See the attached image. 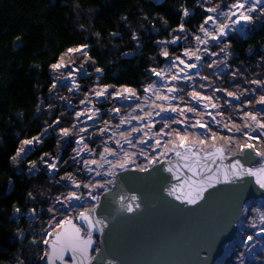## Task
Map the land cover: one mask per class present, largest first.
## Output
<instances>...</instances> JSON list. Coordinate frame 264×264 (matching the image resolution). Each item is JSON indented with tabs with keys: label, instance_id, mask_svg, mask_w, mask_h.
Returning a JSON list of instances; mask_svg holds the SVG:
<instances>
[{
	"label": "trees",
	"instance_id": "trees-1",
	"mask_svg": "<svg viewBox=\"0 0 264 264\" xmlns=\"http://www.w3.org/2000/svg\"><path fill=\"white\" fill-rule=\"evenodd\" d=\"M221 1L0 0V264H41L49 223L64 214L53 201L66 196L69 175L83 178L74 140L59 147L57 135L44 138L26 160L13 161L23 141L42 137L58 120L73 121L74 113L59 101L65 87L53 88L52 65L80 48L82 70L91 74L82 82L85 93L99 85L142 94L155 82L152 70L167 63L162 53L179 54L160 45L181 37V25L188 36H197L205 9ZM223 45L224 60H216L203 81L243 97L264 92V85L252 83L264 81V17ZM44 156L61 162L54 179L41 164Z\"/></svg>",
	"mask_w": 264,
	"mask_h": 264
},
{
	"label": "snow or ice",
	"instance_id": "snow-or-ice-1",
	"mask_svg": "<svg viewBox=\"0 0 264 264\" xmlns=\"http://www.w3.org/2000/svg\"><path fill=\"white\" fill-rule=\"evenodd\" d=\"M226 10L221 9V5L217 4L215 7H208L205 9L208 13H214L215 15H208L205 17L203 24L200 26V32L203 33V38L199 35L195 37L197 44L208 45L209 41L220 42L221 37H226L229 32L238 30V26H254L255 23L261 20L264 17V0H235L234 3L230 5H226ZM259 12V15H255V13ZM185 16H188L189 13L187 11L184 12ZM220 17L226 18L227 23L220 20ZM211 29V30H210ZM251 31V27L248 28ZM178 31L183 32V25L180 26ZM135 38V37H134ZM181 37H174L170 43L176 44ZM84 47H87L86 45ZM82 49H69V52H80ZM201 51V49L197 48L195 51L185 49L183 55L187 56L189 59L193 57L196 60H201V57L197 55V52ZM202 51L208 53V48L205 47ZM223 51V49H222ZM86 54V53H85ZM166 58L169 53L164 51L162 53ZM211 55H216L215 52L211 53ZM183 64L185 68H196V64H187L180 56L176 57V60L169 66L167 71H171L172 68H176L177 64ZM212 65H209L211 67ZM61 67H66V65L62 63L52 65L53 69H59ZM97 72H100L101 69L97 68ZM179 71H183L180 69ZM165 70L156 71L152 70V74L160 78L164 79ZM184 79H191L190 76L185 75ZM180 79L178 75H172L171 80L177 81ZM253 84L260 87L264 85V81L254 80ZM56 87V84H53V88ZM74 88H79V85L73 82L72 86L69 88V91H72ZM155 89V82L152 85H149L144 89L145 92H151ZM169 92H176L177 89L175 87H171L168 89ZM124 93H128L129 95L123 96V99H129L131 96H135L134 90L124 89ZM255 89H253V93ZM107 93V89H102L101 91L95 92L96 97H103ZM111 95L110 93H108ZM121 93H117V96H120ZM157 99L160 100H171L175 99L172 96H161L156 90ZM194 100L197 102L201 99H211L208 97H201L199 93L193 92L191 93ZM228 96L233 97L234 99L239 100V96H234L233 93L228 92ZM81 103H85V101H81ZM228 103V101H225ZM257 105L264 106V95H261L259 99L256 101ZM159 111H156L154 114L156 116H160L162 121L169 119L162 114L165 113H176L179 112L181 116L184 115L185 109H178L177 107L168 106L164 107L162 105H157ZM205 108L209 107L208 104L204 105ZM212 108H216L217 105L211 104ZM195 108H187L186 111L193 112ZM88 111L92 112L91 116H88V119H92L93 116L96 115V112L99 109ZM114 111L119 112V109H114ZM83 112H77L76 116L79 118L84 115ZM153 115V112L146 113L145 116L142 117H133L137 119H146ZM205 115L212 116L213 120H215V116L212 113H205ZM245 116L248 120L253 122L255 127L253 128L249 124H245L243 127L248 129L249 131H245L243 135L247 138L246 142L243 144H239L236 152H230L228 155H239L243 156L246 160L251 161L254 157H260L261 166L252 168L245 167L241 162V159H234L229 165L225 166L224 169L217 167L213 169L211 167L212 164H215L217 159L224 160L226 158L225 153L226 149L224 147H216L213 144L211 147L203 149L204 155H201V148L197 146L196 141H189L187 136H182L179 131L176 132V137L178 138V143H172L171 141L166 142V150L161 152L160 157H167L169 152L174 153L176 157V161L168 160L167 167L164 168V171L171 174L172 179L176 181L175 184H172L170 188L166 189L167 195L174 196L176 200L181 203L188 205H196L200 200L204 198V193L209 189L215 187L216 184L219 183H236L237 181H242L244 177H255V183L258 185L259 189L264 190V151H261L257 148L251 141H256L257 143H264V107L259 108L258 111L252 113H245ZM126 121L121 120V124H124ZM130 122V121H128ZM177 124H184L182 120L174 121ZM58 123V121H57ZM153 125H148L149 129H151ZM208 125L201 120H197L195 124L192 125H184V130L187 128H205ZM120 125H117L119 128ZM170 125L168 123L163 124V128H169ZM231 130V129H230ZM81 131H87V129H81ZM106 131V129H101V132ZM140 131V129H132L131 132L127 133L123 137V142L126 143L129 148L136 149L139 145H145V147H151L147 144L144 139H140L138 142H134L131 138L132 132ZM236 131L239 132L240 128L237 127ZM250 132H258V135H250ZM70 134V130L65 128L61 130L62 136H68ZM159 135L162 137L164 135H170V133H165L163 129ZM196 135V134H194ZM215 140V136L212 137ZM231 139V138H230ZM83 140V137H80L76 142L79 144ZM40 140L38 137H33L31 140L23 141V145H32L33 143H39ZM119 146L120 141L116 142ZM200 145H204V140H199ZM86 147V146H85ZM161 147V139L155 140V146L152 147L153 153H155L156 149ZM84 149H80L83 151ZM25 149L22 147L16 153V156L13 157V161H15L21 153H23ZM122 156H119L116 150L105 148L104 152L100 154V160H91L84 161L85 170L89 173L93 172L94 169L90 167V165L95 164L97 168H103L105 164L109 167L104 172H96V175L103 176L105 179L103 183L99 181L91 182L89 184H81L74 179H72L71 175L67 177L68 180L71 181V186L79 189L81 187L88 188L89 191L87 196L90 200L96 201L97 204H94L91 208L86 211H82L76 217L78 220H82L87 222L86 236H81V228L75 227L72 223V220L66 219L63 221L61 228L57 232H50L48 235L53 236L52 240L44 239L43 243L48 245V250L44 252V254L40 257L41 260H46V264H92L93 260L103 257V252L100 247H94V241L92 237L93 231L99 232L103 235L104 229L107 228V224L103 219H93L96 214V208L100 201V197L105 194L112 193L113 189L119 184V172L130 171V165L135 164L136 156H145L147 157L148 153L144 149H140L139 152L129 153L125 149H121ZM79 155V152H77ZM112 156L116 159L109 160L107 157ZM148 167H141L139 169H135L141 173L149 172L151 167L157 164H163L164 161L161 159H153L148 160ZM34 166V165H33ZM49 169H55L56 165L54 163L48 165ZM182 169H186L190 175H185ZM136 180L142 179L141 177H127L125 178ZM166 180L167 178H162ZM100 190L99 192L97 190ZM84 199V195L79 194L77 192H69V194L61 199L57 197V201L60 202L66 208H72L74 205L73 201H81ZM119 203L122 206V210L127 213H134L137 209L140 208V204L137 203L139 197L135 194L125 196L120 194ZM67 201V204L64 202ZM19 211V209H17ZM49 211H53V209H49ZM259 223L264 224V214H259ZM70 226V227H65ZM241 228L244 227L241 222ZM250 227L256 228L257 222L253 221L250 224ZM261 234H264V227L259 228V230L254 234H250L242 241L244 245H249V242H254L251 247H255L257 243H261V241L256 240V237H259ZM264 250V249H262ZM234 251V248H229L228 245H225V255L229 254V252ZM71 253V257L66 261L65 254ZM95 252L99 254L98 256H94L91 253ZM243 253H241V256ZM239 259V257H238Z\"/></svg>",
	"mask_w": 264,
	"mask_h": 264
},
{
	"label": "rangeland",
	"instance_id": "rangeland-1",
	"mask_svg": "<svg viewBox=\"0 0 264 264\" xmlns=\"http://www.w3.org/2000/svg\"><path fill=\"white\" fill-rule=\"evenodd\" d=\"M221 2L222 3L220 5L222 10H226V5L232 4L228 3L227 0H222ZM212 7H215V5H212ZM208 15L215 14L208 13ZM219 19L225 23L228 22L224 17H220ZM247 27L251 26L243 25L241 28H238V30L229 32L226 37H221L219 43L209 41L208 45H198L195 40L196 36L191 37L188 36L184 31L181 32V39L176 44L169 43L160 45L164 49L168 46H172L177 50H180L179 54H176L175 56L168 55L167 58L163 56V58L167 62L163 69L165 70L164 79L161 80L160 78H158L156 80L155 78V89L153 91H143L142 94L134 91L135 96H131L129 99H123V96L129 95L128 93L123 92V90L126 88L111 89L101 87L99 85H92L90 87V91L88 93H85L82 82L84 79H90L91 74H89L85 70H82L84 64L81 59V54L84 53V50L82 49V51L80 52H69L67 54V58L59 62L66 65V67H61L59 69L52 68V74L54 77L56 88L58 89L65 87L63 89L67 94L63 95V97H61L59 101L64 102L67 108L74 113L73 121L66 124H62V122L59 120L58 123L56 121L51 129H49L42 137L39 138V143H33L32 145H23L22 142L19 149L23 147L25 151L21 153V155L14 161V163L17 164L18 162L26 160L40 145H42V140L44 138L47 139L52 135H57L59 136L58 140L60 141L59 147H61V143H65L70 139H73L75 142L74 146L76 152H74V157L76 163H78L80 165V168L82 169L83 178L75 176L72 177V179L81 183L82 185L89 184L95 181L103 183L105 177L96 175V172H104L108 169L109 166L105 164L103 168H97L95 164H92L90 165V167H92L94 171L89 173L85 170L84 161H99L100 154L104 152V149L106 147L116 150L118 155H120L121 152L116 143V137L121 133V127L123 126V124H121V120L123 119L126 121L131 119L135 115L136 110L142 109L143 107L145 108V103L150 102L153 98H157L156 90H158L159 95L165 96V90L168 91V89L171 87H175L177 89V91L175 92V107H177L178 109H185L184 115L181 116L179 112H176L168 116L169 119L165 122L170 125L169 128H163V124L165 122L161 124L158 129V133H156V139H161V147L156 149L157 154L156 152L153 153L152 151L150 160L159 158L162 161H165L166 159H171L173 157L174 153L172 152H169L167 157H160L159 154L166 150V142H178V138L176 137L177 131H179L182 136H187L191 139L198 138L200 140H204L205 143L209 141V139H212L213 136H215V138H222L225 140H230L236 144H243V142L247 139L243 135V133L245 131H249L243 126L245 124H249L253 128L255 127L253 122L246 118L245 113L256 112L259 110V108L264 107L257 105L256 103L259 97L261 95H264V92H259L248 96L246 95V97L234 94V96L240 97V99L237 100L233 97L228 96L227 93L219 89V87L210 85L209 81L204 82L201 77L205 74L206 70L210 69L209 65L213 66L217 62L216 60H224L223 57L226 55L223 45L224 42L232 35H236L239 33L244 35L248 30ZM198 35L203 38V33L200 32ZM205 47L208 48V53L202 51ZM197 48L201 49V51L197 52V55L201 57V60H199L200 63L198 68L194 70L195 72L191 75V80L188 82H179L176 85L168 84L166 87H164L163 81L169 80L171 76L176 72V68H172L170 72L167 71L173 61L176 60V57L180 56V58L183 59L187 64H193L196 59L194 57L192 59H189L187 56H184L183 53L185 49L195 51ZM213 52H215L216 55H211V53ZM176 64H179V62L176 61ZM73 82L78 84L79 88H74L72 91H69V88L72 86ZM102 89H107V93L105 94V96L96 97L95 92L101 91ZM193 92L199 93L201 97H208L211 99H201L197 102L191 95V93ZM108 93H110L111 95H109ZM117 93H121V95L117 96ZM58 94L59 93H55V95ZM81 101H85V103H81ZM225 101H228V103H225ZM205 104H208L209 107L205 108ZM211 104H215L217 105V107L212 108ZM190 107L195 108L196 110L193 112L186 111V109ZM89 109H99V111L96 112V115L93 116L92 119H88V116L92 115V112L88 111ZM114 109H119V112L114 111ZM77 112H83L85 114L77 118ZM209 112L215 116V120H213L212 116L205 115V113ZM176 120H182L184 121V124H177L174 122ZM197 120L205 122L208 126L205 128L196 127L187 128L186 131L184 130V125L195 124ZM117 125H120V127L117 128ZM237 127L240 128L239 132L236 131ZM65 128L70 130V134L68 136L61 135V130ZM81 129H87V131H81ZM101 129H106V131L101 132ZM161 129H163V131L165 130V133H170V135H164L161 137L159 135ZM50 130L52 131L49 132ZM252 134L258 135V132H250V135ZM80 137H83V140L78 144L76 141ZM258 144L262 145L264 148V143ZM154 146L155 141L152 144L151 149ZM82 148L84 150L80 151V149ZM77 152H79V155H77ZM170 154L172 155L170 156ZM147 161V159L141 160L139 167H148ZM41 162L42 166L48 170L51 179L58 176L61 171V162H59L58 159L44 156L42 157ZM52 163L56 165L55 169H49L48 165ZM63 182L66 185L64 186V188L66 187V196L69 194V192H77L84 195V199L81 201H73L72 204L74 205V207L72 208H66L60 202L57 203L54 200V208L57 205L56 208H60L64 214L61 216H59L58 213L56 214V216L58 217L54 218L49 223L47 235L44 239H48L50 237L48 233L59 231L64 220L73 218L80 212L86 211V209L91 208L90 204L93 203V201L90 200L87 196V193L89 191L88 188L81 187L79 189H76L71 186V181L67 178L64 179ZM97 191L99 192L100 190L98 189ZM64 203L67 204V201H65ZM248 213L249 216L246 217V220L244 222L245 233L238 239L235 245V249L238 250L234 249V251H231L228 255L230 257L224 260L222 264H225V262L229 260H231L233 264H250L249 256L251 245L254 242H249V245H244L242 241L246 239L248 235H254L259 230V214H264V202L254 203L253 209L249 210ZM253 221L257 222L256 228L250 227V224ZM261 235L259 237H256L255 239L263 242L264 236L261 237ZM43 240L42 246H44ZM241 253H243L242 256ZM260 253L261 254L258 255L259 260L258 262H256V264H264V250H261Z\"/></svg>",
	"mask_w": 264,
	"mask_h": 264
},
{
	"label": "water",
	"instance_id": "water-1",
	"mask_svg": "<svg viewBox=\"0 0 264 264\" xmlns=\"http://www.w3.org/2000/svg\"><path fill=\"white\" fill-rule=\"evenodd\" d=\"M225 156L211 167L224 169L237 158L245 167L253 168L260 162L258 157L249 161L243 156L232 157L228 153ZM166 167L164 162L145 173L122 172L118 186L100 198L93 219H103L107 228L103 235L92 233L94 247L103 252L102 259L93 260L92 264H220L229 257L225 255V245L229 248L236 245L247 206L264 200V190L256 185V178L216 184L196 205H188L167 195L166 189L176 181L164 171ZM182 171L190 175L186 169ZM127 177L142 179L126 180ZM120 194L137 195L140 208L134 213L123 211ZM78 215L70 220L81 228L83 237L87 222L76 219ZM53 238L50 236L48 240ZM47 250L48 245L44 244L43 254ZM91 254L99 257L95 252ZM70 257V252L65 254L66 261Z\"/></svg>",
	"mask_w": 264,
	"mask_h": 264
},
{
	"label": "bare ground",
	"instance_id": "bare-ground-1",
	"mask_svg": "<svg viewBox=\"0 0 264 264\" xmlns=\"http://www.w3.org/2000/svg\"><path fill=\"white\" fill-rule=\"evenodd\" d=\"M242 26L243 25H240V26H238V28H241ZM248 28L249 27H247V29ZM240 35H243V34H240ZM199 63H200L199 60H196L193 63V64L197 65L196 68H185L183 64H177L176 72L174 73V75H178L180 77V79H178L177 81H172L171 78L169 80H165V81H163L164 87H166L168 84L176 85L179 82H188V81H190L191 79L186 80L183 77L185 75L191 77V75L195 72L194 70H196L198 68ZM180 69H183V71H179ZM153 77L156 78V80L158 79V77L155 76V75H153ZM106 88H109V87H106ZM126 89H128V88H126ZM165 96H172V97H175V99H171V100H160V99H157V98L151 99L150 102H147V103L144 104L145 108L143 107L142 109L136 110L135 115L133 117H137V118L138 117H142V116H145L146 113H148V112H153V115L151 117H149V118H146V119H137V118H133L132 117L131 119L126 120V122L121 127L120 135H118L116 137V142L120 141V144L118 146L120 152H121V149H125L129 153L139 152L140 149H144L148 153L147 157H145V156H136L135 157V164L129 166L130 169H132V170L141 168V167H139V164H140L141 160H143V159L150 160V155L152 153V149H151V147H147L146 148L145 145H139V144H138V147L136 149L129 148V146L126 143L123 142V137L127 133L131 132V130L134 129V128L135 129H140V131L132 132L131 138L134 140V142H138L140 139H144L147 142L148 145L152 146V144L154 143V141L156 139V133H158L159 127L161 126V124H163L165 121L168 120V119H166V120L162 121L160 116H156L154 114L156 111H159V108L157 107V105H162L164 107H168V106L175 107L176 106V102H175L176 95H175V92H168V91L165 90ZM171 114H172V112L165 113V114H162V115L168 117ZM128 121H130V122H128ZM150 124L153 125L151 127V129H149V127H148V125H150ZM164 132H165V130H164ZM252 135H254V134H252ZM199 140L200 139H198V138H192V139L189 138V141H196L197 142V146L201 148V155L205 154L203 149L211 147L213 144H215L216 147H224L226 149V153L236 152L237 147L239 145V144L233 143L230 140H225V139H222V138H215V140L209 139V141L204 143V145H200L198 143ZM245 142H246V140L243 143H245ZM174 143H178V142H174ZM251 143H253L261 151H264L263 146L258 144L256 141L253 140V141H251ZM74 150H75V148H74ZM74 152H76V150ZM155 152L157 154V151H155ZM171 155L172 154H170V156ZM119 156H122V152H121V154ZM230 156H232V157H240L239 155H236V156L230 155ZM107 158L109 160L116 159L115 157H112V156H108ZM174 158H175V155H173V157L171 159H166L164 162H168V160L174 161ZM258 158H260V157H258ZM261 160H262V158H260V162H261ZM260 162H259L258 165H256L253 168L260 167L261 166ZM160 165H162V164H157V165L151 167V169H153V168H155L157 166H160ZM132 170H130V171H132ZM120 173H122V172H119V174ZM259 202L262 203V202H264V200H259V201H256L254 203H259ZM254 203H252V204L247 206L246 213H245V220H246V217L249 214L248 211L250 210L251 207H253ZM94 204H97V202L93 201V203L90 204L91 207ZM243 225L245 227V223H243ZM244 227L241 229V233L239 235V238L241 236H243L244 233H245V228ZM261 227H264V224L260 223V227L259 228H261ZM263 236H264V234L261 235V237H263ZM232 248L235 249L236 246L234 245ZM262 249H264V241L261 242V243H257L255 245V247H251L250 256H249L250 264H256V262H258V260H259L258 255L261 254L260 251ZM235 250H238V249H235ZM42 254H43V246H42V250H41V256H42ZM229 254H230V252H229ZM247 260H248V258H247ZM222 262L220 264H222ZM41 264H43V260H41Z\"/></svg>",
	"mask_w": 264,
	"mask_h": 264
}]
</instances>
